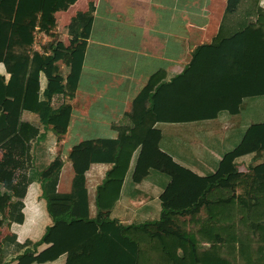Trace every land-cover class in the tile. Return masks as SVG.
Masks as SVG:
<instances>
[{
    "label": "trees",
    "instance_id": "trees-1",
    "mask_svg": "<svg viewBox=\"0 0 264 264\" xmlns=\"http://www.w3.org/2000/svg\"><path fill=\"white\" fill-rule=\"evenodd\" d=\"M76 1L0 0V60L11 72L9 84L5 91L0 90V96L11 95L14 99L11 111L0 114V149L3 152L0 158V227L6 219L9 226L25 220L23 199L35 177L39 178L53 219L37 241L21 243L16 234L2 237L0 264L42 263L56 260L63 254H67L65 264H145L140 249L144 242L161 244L163 262L169 264H234L219 253L218 245L228 241L225 234L245 237L252 232L264 242V159L251 165L248 174L235 167L240 156L264 151V123L251 125L241 143L224 157L219 171L203 178L160 150L161 130L155 123L214 118L222 110L236 114L245 97L264 96V8L251 2L246 13L240 16L238 5L243 0L235 2L234 8L229 0L223 17L230 19L229 35L222 36V22L210 43L194 49L182 73L168 81H160L159 71L152 74L135 97L132 110L126 113L127 123L117 127V139L103 138L102 146L91 151L75 147L71 154L76 170L72 191L59 193L57 183L63 161L56 157L43 170L33 166L31 149L39 129L21 121V113L23 109L37 111L45 124L54 123L59 133L67 131L72 105L63 101L53 108L51 101L54 94L70 98L75 95L93 24L92 5L87 11L77 12L71 21L70 32L79 40L65 88H47L43 99L38 97L36 101L40 90V66L50 63L56 70L55 62L53 56L38 53L31 58L24 50L32 45L37 24L52 28L54 13L68 9ZM33 98L36 102L31 101ZM137 150L135 181H140L150 168L167 173L172 180L160 197L162 210L158 219L125 225L103 210L109 209L116 200V191ZM93 162L113 163L98 187L95 216L90 215L86 185V172ZM241 178L248 188L246 194L236 200L234 189ZM188 184L193 186L192 192L181 189ZM113 188L115 194L111 196ZM212 194H218L214 201L210 198ZM176 196L179 199L189 197L192 203H178ZM54 199L64 200L69 208L55 212ZM214 205L224 207L225 211L212 213L210 219L200 223L198 231L207 235L210 245L202 250L196 234L182 229L177 216L196 214L202 207L213 208ZM41 244L49 245L39 250Z\"/></svg>",
    "mask_w": 264,
    "mask_h": 264
},
{
    "label": "crops",
    "instance_id": "crops-1",
    "mask_svg": "<svg viewBox=\"0 0 264 264\" xmlns=\"http://www.w3.org/2000/svg\"><path fill=\"white\" fill-rule=\"evenodd\" d=\"M251 2L264 8V0H243L238 8L240 16L246 13ZM186 3L191 4L190 0ZM90 5L93 24L75 95L70 99L62 97L61 100L59 94H54L51 101L53 108L63 101L72 105L67 131L57 132L54 123L45 124L37 111L23 109L21 113V121L39 129L31 149L33 166L43 170L56 157L63 161L57 183L59 193L72 191L76 170L71 154L75 147L79 146L80 151L83 148L91 151L102 146L103 138L117 139V127L127 123L126 113L132 110L135 97L149 77L159 71L160 81H168L182 73L192 59L194 49L210 43L218 33L225 12L222 10L216 18L215 6L212 12L208 11V6L202 11L198 6L181 9L182 0H77L68 9L54 13L55 25L52 28H42L37 24L33 30V43L24 50L31 58L35 53L53 56L57 70L50 63L40 66V90L36 101L38 97L43 99L47 88H65L73 52L79 40L70 32L71 21L77 12L89 10ZM10 79L11 72L0 60V90L5 91ZM13 101L11 95L0 96V114L10 112ZM31 101L36 102L34 98ZM261 123H264V96H252L243 99L240 111L236 114L222 110L214 118L159 121L155 127L161 130L160 150L180 166L203 178L215 175L224 157L241 143L248 128ZM2 154L0 149V158ZM138 154L137 150L130 158L113 205L103 210L110 218L125 225L158 219L162 210L160 197L172 180L167 173L150 168L140 181H135L133 175ZM262 159L264 151L245 154L236 160L235 167L248 174L250 166ZM112 166L113 163L93 162L86 172L91 216H95L98 211V187ZM247 188L242 178L237 181L234 189L236 200L246 194ZM114 194L115 188L110 195ZM216 197L218 194L210 195L212 201ZM23 200L25 220L9 226V220L6 219L0 227V245L2 237L8 234H16L21 243L26 240L37 241L53 223L38 177L29 184ZM54 200L55 212L60 213L69 208L64 200ZM224 211L225 208L218 205L213 208L202 207L196 214L178 215L177 219L182 229L194 234L198 226L200 228V223L210 219L212 213L216 215ZM48 245L41 244L39 250ZM140 249L141 260L145 264H155L163 248L158 243L144 242ZM66 259L67 254H63L56 260L33 264H65ZM12 264H16V261Z\"/></svg>",
    "mask_w": 264,
    "mask_h": 264
},
{
    "label": "rangeland",
    "instance_id": "rangeland-1",
    "mask_svg": "<svg viewBox=\"0 0 264 264\" xmlns=\"http://www.w3.org/2000/svg\"><path fill=\"white\" fill-rule=\"evenodd\" d=\"M162 1L164 2V0ZM182 1L183 7H181V9H188L190 7L195 8L196 6H198L200 8L199 10L202 11L208 6V11L212 12V8L213 6H215L214 15L216 18L221 14L222 10L225 11L224 8L229 5V0H190L191 4H187V0ZM235 2H238V0H231V8H234L233 4ZM238 6H240V4ZM185 12L188 11L186 10ZM254 21H256V18L254 19ZM229 22L230 19L228 17L223 18L222 36L229 35ZM63 95L64 94L59 95L61 100ZM65 98L70 99L68 95H66ZM181 189L187 192H192L194 190L193 186L190 184L183 185ZM175 198H177L176 200L178 203H192L189 197L179 199L178 196H176ZM198 230L199 226L197 232L195 233V236L198 238V241L200 243L199 248L204 250L203 247L207 248L209 244V238L207 237V235L201 234V232L199 233ZM234 230L236 229L234 228ZM225 236L228 238V241L225 240L223 244L218 245V248H220L219 253L221 256L225 257L227 260L234 264H264V242L260 240V236H253L252 232H249V235L245 237L242 234H225ZM159 256V260H157L155 264H169L163 262V259L165 258L162 257L160 252Z\"/></svg>",
    "mask_w": 264,
    "mask_h": 264
}]
</instances>
